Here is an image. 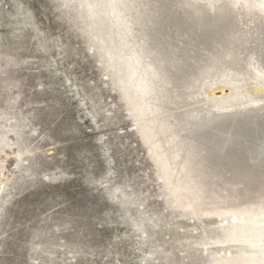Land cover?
I'll return each mask as SVG.
<instances>
[{
	"label": "rangeland",
	"instance_id": "374dc122",
	"mask_svg": "<svg viewBox=\"0 0 264 264\" xmlns=\"http://www.w3.org/2000/svg\"><path fill=\"white\" fill-rule=\"evenodd\" d=\"M81 2L0 0V264H216L236 254L245 245L226 240L230 214L178 199ZM261 82L231 95L252 100ZM221 87L213 81L204 99L224 105L213 96Z\"/></svg>",
	"mask_w": 264,
	"mask_h": 264
},
{
	"label": "bare ground",
	"instance_id": "6f19581e",
	"mask_svg": "<svg viewBox=\"0 0 264 264\" xmlns=\"http://www.w3.org/2000/svg\"><path fill=\"white\" fill-rule=\"evenodd\" d=\"M81 6L90 37L102 53L111 51L118 84L145 118L180 202L231 215L226 240L245 246L216 264H264V90L252 100L231 95L244 83L264 82V0H82ZM216 80L223 87L213 96L224 105L204 99ZM161 111L168 113L153 117Z\"/></svg>",
	"mask_w": 264,
	"mask_h": 264
},
{
	"label": "water",
	"instance_id": "95a60500",
	"mask_svg": "<svg viewBox=\"0 0 264 264\" xmlns=\"http://www.w3.org/2000/svg\"><path fill=\"white\" fill-rule=\"evenodd\" d=\"M228 191H229V189H228Z\"/></svg>",
	"mask_w": 264,
	"mask_h": 264
}]
</instances>
